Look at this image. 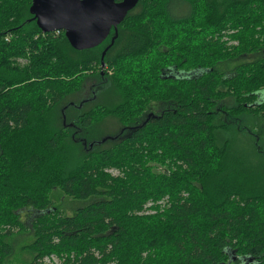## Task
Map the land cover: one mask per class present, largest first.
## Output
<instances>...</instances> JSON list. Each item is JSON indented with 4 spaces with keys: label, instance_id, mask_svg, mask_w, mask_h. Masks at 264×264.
Wrapping results in <instances>:
<instances>
[{
    "label": "trees",
    "instance_id": "1",
    "mask_svg": "<svg viewBox=\"0 0 264 264\" xmlns=\"http://www.w3.org/2000/svg\"><path fill=\"white\" fill-rule=\"evenodd\" d=\"M32 2L0 0V264L28 229V264H264V0H140L84 51ZM110 45L119 102L67 108ZM55 189L100 199L65 216Z\"/></svg>",
    "mask_w": 264,
    "mask_h": 264
},
{
    "label": "water",
    "instance_id": "2",
    "mask_svg": "<svg viewBox=\"0 0 264 264\" xmlns=\"http://www.w3.org/2000/svg\"><path fill=\"white\" fill-rule=\"evenodd\" d=\"M139 1L33 0L30 13L43 33L63 31L75 50L84 51L100 46L114 30L113 45L119 25ZM111 45L102 54V67L106 65L104 58Z\"/></svg>",
    "mask_w": 264,
    "mask_h": 264
},
{
    "label": "rangeland",
    "instance_id": "3",
    "mask_svg": "<svg viewBox=\"0 0 264 264\" xmlns=\"http://www.w3.org/2000/svg\"><path fill=\"white\" fill-rule=\"evenodd\" d=\"M230 31L229 33H232ZM216 37V36H215ZM236 44L237 43H233ZM257 59V55H251L247 57H242L240 60L237 61V63L242 62H251ZM24 63V62H23ZM107 69L106 65L105 67H102L95 71L97 74L101 73L103 77H99L97 74L94 75L95 77L89 78L83 87V90L73 97H70L66 100L65 105L69 106H83L89 104L90 99H94L97 97V101L89 104L86 106V108H90V106L96 104V103H115L119 102L118 95L116 94L115 88L110 84V81L105 78L103 75L105 70ZM109 73H112L111 71ZM101 83V84H100ZM110 87V88H109ZM100 92H99V91ZM94 93H96V97H94ZM259 101H264V90H262L258 95ZM112 101V102H110ZM76 111L72 110V113L70 115H76ZM253 123V122H252ZM260 126H264V121H261ZM253 131L257 132L258 127H250ZM121 129V126L117 119L111 118L107 120L101 127L99 128V133L102 135H114L119 132ZM97 133L96 135H93L92 138H98L101 136V134ZM102 137V136H101ZM249 141H254L250 138V136L247 133H241L239 136V144L243 147H250L248 146ZM159 171H165V168L159 167ZM107 171V170H106ZM112 176H119V171L109 169L107 171ZM51 199L53 200L54 206L58 208L65 216H74L76 214V211L80 208H84L86 206H89L90 204L96 202L99 200V197H91L88 199H72L67 197L60 189H55L51 194ZM162 202V200L160 201ZM154 204L153 201H151L150 205ZM155 211L147 212L150 214H153ZM25 218H28L27 216ZM24 219V218H23ZM26 222L30 224V221L27 219ZM34 235L31 230H21L19 232H15V234L9 238V242L13 247V254L8 258V260L5 262V264H28L34 259V255L31 251L25 249V246L32 243L34 241ZM54 257L55 260H53L54 263L58 262L60 264V261L56 256ZM46 257V258H51ZM45 258V259H46ZM45 259L43 260V264L45 263Z\"/></svg>",
    "mask_w": 264,
    "mask_h": 264
},
{
    "label": "built area",
    "instance_id": "4",
    "mask_svg": "<svg viewBox=\"0 0 264 264\" xmlns=\"http://www.w3.org/2000/svg\"><path fill=\"white\" fill-rule=\"evenodd\" d=\"M53 260H55L54 257L46 258V259H45V263H46V264H59L58 262L54 263Z\"/></svg>",
    "mask_w": 264,
    "mask_h": 264
},
{
    "label": "bare ground",
    "instance_id": "5",
    "mask_svg": "<svg viewBox=\"0 0 264 264\" xmlns=\"http://www.w3.org/2000/svg\"><path fill=\"white\" fill-rule=\"evenodd\" d=\"M153 29V28H152ZM227 33V32H226ZM126 42V41H125ZM124 45V44H123ZM241 45V44H240ZM239 55V54H238ZM264 63V62H263ZM232 64V63H231ZM107 65V64H106ZM232 67V66H231ZM236 68V67H235ZM221 70V69H220ZM181 74V73H180Z\"/></svg>",
    "mask_w": 264,
    "mask_h": 264
},
{
    "label": "flooded vegetation",
    "instance_id": "6",
    "mask_svg": "<svg viewBox=\"0 0 264 264\" xmlns=\"http://www.w3.org/2000/svg\"><path fill=\"white\" fill-rule=\"evenodd\" d=\"M33 3V2H32ZM31 8V7H30ZM32 15V14H31Z\"/></svg>",
    "mask_w": 264,
    "mask_h": 264
}]
</instances>
